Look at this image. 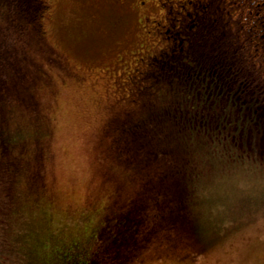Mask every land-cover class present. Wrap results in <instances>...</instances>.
I'll use <instances>...</instances> for the list:
<instances>
[{
    "label": "rangeland",
    "instance_id": "obj_1",
    "mask_svg": "<svg viewBox=\"0 0 264 264\" xmlns=\"http://www.w3.org/2000/svg\"><path fill=\"white\" fill-rule=\"evenodd\" d=\"M46 1L39 24L30 29L32 38L19 40L15 32L11 37L29 56L27 96L39 115L26 113L14 98L1 111L11 133L28 135L23 155L14 149L4 153L5 162H15L13 170L0 168V212L5 215L0 246L11 253L5 255L7 264H57L75 260L74 255L88 259L98 251L105 217L140 208L146 179L139 170L141 157L124 153L118 127L128 115L126 123L139 122L156 97L158 106L169 105V90L188 95L169 71L164 73L176 64L174 59L163 62L170 52L169 34L164 27L160 34L146 33L133 0ZM0 25L14 30L4 19ZM253 53L241 45L227 55V63L239 70L244 55L247 67L261 59ZM204 56L212 66L213 53ZM237 73L228 77L232 90L247 79L253 95L264 94V66L251 75ZM217 75L207 80L208 89L209 81L219 86ZM224 99L217 97L213 122L208 116L206 126L194 125V130L218 151L224 146L232 152L229 137L248 121L230 131L219 106ZM33 131H39L43 147L36 170ZM202 143L192 145L189 157L206 177L199 185L185 184L190 192L180 211L185 224L180 230L159 229L126 264H264V174L231 167L237 164L233 158L208 156ZM137 213L143 224L158 217L150 206Z\"/></svg>",
    "mask_w": 264,
    "mask_h": 264
},
{
    "label": "trees",
    "instance_id": "obj_2",
    "mask_svg": "<svg viewBox=\"0 0 264 264\" xmlns=\"http://www.w3.org/2000/svg\"><path fill=\"white\" fill-rule=\"evenodd\" d=\"M47 6L46 0H0V20H6L8 24H13L14 28L13 31L3 30L0 25V168L3 167L4 171L13 170L15 165L14 161L8 163L4 161V153L10 152L11 154L14 149L18 150L19 155H23L21 151L26 146L24 140L28 136L25 132L16 134L11 133L9 128L7 129L5 117L1 114L4 104L14 98L26 113L39 115L30 93L27 96L26 87L28 82L32 81L29 56L26 50L17 48L16 42L12 43L11 37L15 32L19 40L26 41V38H32L31 32L33 31L30 29L35 28ZM210 45L204 44L202 54L207 51L214 53V48ZM165 57L163 62L169 64L170 62ZM169 67L172 70H166L164 73L169 71L168 73L188 90V95L177 96L167 89L173 96L169 105L158 106L160 102L156 97L155 104H152L151 108L144 109L147 113L139 122L126 123L128 115L118 127L119 140L124 141V153L129 151L141 157L139 170L146 179L143 193L138 201L140 208L134 207L133 209L132 207L126 216L119 214L112 216L109 213L98 233L100 236L98 251L88 259L74 255L75 260L67 261L64 258L57 264H126L141 251V248L153 238L154 233L159 229L180 230V226L185 224V215L180 211L186 208L187 197L190 193L185 184L195 181L196 185L197 183L199 185L202 177H206L198 162L189 157L193 151L192 145L197 140L202 139V147L207 150L208 156L223 155L236 159L239 158L238 155L243 154L239 147L240 143H237L240 142L237 134L229 137L233 142L232 152L224 146L221 147L222 151H218L217 146H214L208 138L198 134V130H194V125L206 126L208 116L209 121L213 122L215 119L213 109L218 108L217 97L223 96L224 106L219 104L222 110V120L229 124L230 131L236 130L243 122L251 121L248 108L253 110L257 105L259 93L244 96L242 93L237 94L234 90L227 99L226 90L220 94L211 81H209L211 85L208 89L205 86L207 80L213 79L215 74L213 73L214 66H207L205 60L199 64V67L203 68V75L199 78L194 71H185L177 63L169 64ZM200 90L204 91L205 96L199 92ZM39 134V131L32 133L35 144L33 154L36 159L32 162L34 170H36L34 166L39 164L43 155V147L37 137ZM243 141L246 143L245 139ZM25 151H27L26 147ZM146 206H150L151 213L158 215L156 219L148 221L151 224L139 223L140 217L138 218L137 212H142ZM4 219L5 215L0 212V222ZM145 226H148L146 230L143 229ZM5 255L10 256L11 253L0 246V264H7Z\"/></svg>",
    "mask_w": 264,
    "mask_h": 264
},
{
    "label": "flooded vegetation",
    "instance_id": "obj_3",
    "mask_svg": "<svg viewBox=\"0 0 264 264\" xmlns=\"http://www.w3.org/2000/svg\"><path fill=\"white\" fill-rule=\"evenodd\" d=\"M133 1V10L140 11V21L146 33L157 35L164 27V33L169 34L171 43L168 44L170 50L167 51L170 52L164 53L168 61L174 59L179 66L186 71H194L199 78L203 75V68L199 64L207 60L203 57L202 47L205 43L211 44L214 48L213 73L218 74L220 81L219 86H216L219 93L226 90L227 99L234 90L237 94L251 95V85L247 79L240 80L236 88L233 85L235 89L232 90L228 77L234 71H238L235 76L242 71L244 75H251L264 66V0ZM241 45L253 48L255 57L261 55V59L245 67L246 58L242 55L237 62L238 70L227 63V55L231 57L230 53H234V49L237 50ZM227 47L228 54L225 55ZM260 79L264 80L262 77ZM257 100L262 104L255 105L253 110L248 108L251 121L240 128L237 134L240 141L237 143H240L243 154L232 160L237 163L232 167L264 174V94L261 96L260 92ZM251 111L256 113L253 114L255 117L250 115ZM244 139L246 143H243Z\"/></svg>",
    "mask_w": 264,
    "mask_h": 264
}]
</instances>
